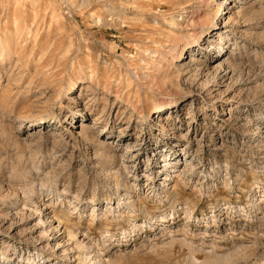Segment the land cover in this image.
<instances>
[{"label":"rangeland","instance_id":"obj_1","mask_svg":"<svg viewBox=\"0 0 264 264\" xmlns=\"http://www.w3.org/2000/svg\"><path fill=\"white\" fill-rule=\"evenodd\" d=\"M0 264H264V0H0Z\"/></svg>","mask_w":264,"mask_h":264},{"label":"bare ground","instance_id":"obj_2","mask_svg":"<svg viewBox=\"0 0 264 264\" xmlns=\"http://www.w3.org/2000/svg\"><path fill=\"white\" fill-rule=\"evenodd\" d=\"M198 38V37H197ZM178 54H179V56H181V54H182V50L181 49H179V51H178ZM178 59V58H177ZM72 85H74V84H72ZM176 103H180V101H178L177 100V98H174V99H172V100H170L168 103H166V104H161V105H159L158 107H157V111H155L156 113H160V111H162V110H164V109H172V108H174V106L176 105ZM155 112H153V113H155ZM103 129H105V128H103ZM106 131V130H105ZM104 131V132H105ZM167 153H165V155H166ZM168 160H169V158H168ZM151 164V163H150ZM169 168H172V166H168V167H166L165 169H164V171H167ZM149 169H152V167H150ZM59 221V220H58ZM72 235V234H71Z\"/></svg>","mask_w":264,"mask_h":264}]
</instances>
